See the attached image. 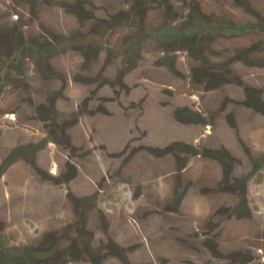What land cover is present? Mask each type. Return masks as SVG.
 Listing matches in <instances>:
<instances>
[{"label": "rangeland", "instance_id": "rangeland-1", "mask_svg": "<svg viewBox=\"0 0 264 264\" xmlns=\"http://www.w3.org/2000/svg\"><path fill=\"white\" fill-rule=\"evenodd\" d=\"M96 1L103 4V0ZM198 1L202 5V19L188 24L189 28L186 31L193 38L191 34L203 27L202 32L205 33L199 34L202 36L206 34L205 39H207L204 44L208 42L207 30L212 24H224L225 21L244 23L248 20L256 23L257 18L247 13L248 11L238 0ZM249 1L253 7L252 11L264 15V0ZM24 4L25 7L28 5L31 8L30 10L24 7V10L33 13V26L30 31L38 37L53 39V33L48 30L47 22L60 21V18L54 14L47 20L39 18L34 9L32 12L30 0L25 1ZM173 4L177 12L181 11L182 15H186L190 10L186 8L190 7L192 2L181 0L174 1ZM152 5L157 7L156 3ZM158 13L153 11L150 14L151 18L154 19L153 16ZM63 20L66 21V18ZM192 31L194 32L191 33ZM212 33L208 36L216 34L215 37L218 38L208 42V47L211 49L206 53L214 62L223 65L228 58L235 57L239 61L233 60L232 67L239 77L247 82L264 84V68L245 62V59L253 61L258 57L264 58L263 52L250 51L244 58L240 50L257 42L259 39L257 36L236 35L224 38L218 31ZM123 45L119 47L122 48ZM178 45L184 46L183 41L179 40ZM14 46L12 47L14 50L8 49L5 52L8 56L5 57L4 67L8 70V74L6 73V79L2 83L3 88L0 90L3 92L0 106L19 107L22 109L20 110L22 114L18 116L21 128L26 130L38 128L40 124L32 120L27 110L32 106L29 104V99L45 100L43 97L46 95L44 94L46 88L43 87L40 67L37 65L39 61H34L33 51L25 50L27 47ZM146 46L148 47V44ZM65 47L67 48L66 45L60 46L52 53V58L49 59L52 66L58 71L65 70L69 75L68 78L77 70L82 71L84 75L88 74L89 71H83L82 68L81 51L77 49L64 51ZM17 48L20 52L19 61L14 62L9 56ZM129 50V55L133 56L138 48L132 46ZM48 55L43 57V64L48 62ZM167 55L178 56V62H173L172 57L165 58V62L160 64L167 69L142 67L136 72L127 74L129 90L124 88L114 90L115 82L104 81L113 73L111 69L103 78L100 75V81L73 83V87L67 91L68 106L85 100L89 101L90 109L99 108L101 112L105 108H110L115 115H110L97 125L101 129L98 137L101 142H82L80 133L83 132L86 136L89 130L79 131L81 127L72 128L69 132L73 145L67 147V151L57 152L58 168L68 172L69 158L80 166L82 175L78 178L79 185L82 178L84 187L90 179L102 182L100 210L92 209L90 228L94 229L95 234L102 240L119 239L120 244H124L128 252L125 257L126 262L112 254L108 256L110 258L105 264H264V160L262 161L264 118L258 120L242 106L226 101L225 97L242 98L243 92L238 87L223 85L212 95H208L207 90L204 93L203 85L199 84L197 86L199 91L186 89L187 86L181 80L184 72L190 70L191 62L184 52L180 55L166 53L159 56ZM147 56L149 60L157 58L149 54ZM104 58L101 57L98 66H93L97 69L100 67V73L103 71L101 65ZM42 68L46 73L44 67ZM95 73L96 71L93 75ZM21 74L25 77H20ZM143 75H148V78ZM171 88H174L173 92ZM81 90L83 98L81 96L77 98ZM190 98L197 100V107L202 109L204 119L209 124L207 132L201 130L205 135L201 134V131H192V126L184 127L187 130L182 129L183 127L177 125L173 118L175 106L190 107ZM57 104L60 107L66 106L63 100L58 101ZM94 117L89 112L85 119L92 123L90 118ZM113 123L116 124L115 127ZM105 127L109 129H104ZM222 129L223 150L225 149L223 169L218 161L197 156L199 153L207 152L202 149L215 147V142L218 143L215 137L217 134L220 135ZM178 134L186 136L181 139L183 142L197 144L196 154L180 152L176 154L159 150L175 142L179 138ZM117 135H120L119 139H116ZM202 135L205 137L202 138ZM26 136L30 138L29 135L25 134ZM133 140L139 141L133 142ZM5 147L6 144L2 143L0 151ZM208 152L214 154L213 151L208 150ZM29 155L31 154H27ZM188 158L187 163L189 161L191 163L184 164L183 161ZM25 171L33 173L31 168ZM222 173L223 180L227 179L231 183H227L228 186H238L239 192L224 185L223 190L221 189ZM244 178L247 181L244 183L243 194L242 182L239 180H245ZM4 187L7 188L5 191L9 193L7 197L10 199L6 201L0 199L2 204L0 217L4 213L7 215V210L11 211L7 216V222L10 224L0 225V257L9 261L14 246L28 238L45 235L47 230L50 231L51 227L42 226L38 217L35 218V214L38 213L42 219H45L51 216L52 212L50 208L45 209L41 207L43 205H37V199L44 195V189L34 188V185H31L28 193H22L21 188H12L6 181L2 188ZM21 194H25L26 199L19 198ZM242 196L245 199L240 200ZM242 203H247L246 207H238ZM175 204L180 205L179 212L167 210L169 207L174 208ZM69 210L68 212L71 213ZM30 211L38 212L31 214ZM25 213L29 215L21 217ZM104 220H108L107 224L111 223L112 229L107 230L108 225L106 226ZM105 230L107 235H104ZM144 239H146V248L142 246L144 243H139V240Z\"/></svg>", "mask_w": 264, "mask_h": 264}, {"label": "flooded vegetation", "instance_id": "flooded-vegetation-1", "mask_svg": "<svg viewBox=\"0 0 264 264\" xmlns=\"http://www.w3.org/2000/svg\"><path fill=\"white\" fill-rule=\"evenodd\" d=\"M25 1L29 0H0V90L3 88L2 83L6 79V73L8 74V70H5L4 67L5 57L8 56L5 55V52L8 49L14 50L12 48L15 47L14 45H22L27 47L25 50L33 51L32 58L34 61H39L37 65L40 67L39 72L42 76L43 87L46 88L44 92L46 95L43 97L45 99L43 101L29 99V104L32 106L27 110L28 115L33 121L36 120L40 124L38 128L34 129L26 124L24 125L30 129L21 128L18 116L22 114V112L20 113L22 109L0 106V145L6 144L4 150L0 151V199H10L7 197L9 193L5 191L7 188H2L4 181L7 184L9 182L12 188H21L22 193H28L31 185H34V188L44 189V195L39 196L37 205H43L41 207H45V209L50 208L52 214L42 219L37 213L35 218L38 217L42 226L46 225L51 228L50 231H46L45 235L28 238L21 244L14 246L11 260L5 261L1 256L0 264H105L110 258L108 256L112 254V256H118L126 262L127 248L124 244H120L119 239L102 240L95 234V230L90 228L92 209L100 210L99 197L102 182L97 179H95L96 181L90 179L84 187L82 178L81 185H79L78 178L81 177L82 173L78 165L68 158V172H65L58 168L59 156L57 155V152L67 151V147L73 145L69 131L74 127L77 129L81 127L79 131L89 130L86 136L83 132L80 133L82 142H101V139L98 138L101 129L97 125L115 113L110 108H105L101 112L99 108L90 109L88 107L89 101L85 100L76 105L68 106V89L73 87V83L85 84V82L100 81V67L97 69L93 66L99 65L101 57H105L101 65L103 73H107L109 69L113 72L104 81L115 82L114 90L121 88L129 90L127 88L129 84L127 74L136 72L142 67L167 69L160 63L165 62V58L170 57H172L173 62H178V56L159 55L166 53L180 55L184 52L192 66L188 72H184L181 82L187 86L186 89L192 88L197 91L200 90L197 86L203 85L202 88L205 90L203 92L206 93L207 90L208 95H212L223 87V79L210 71L214 67L223 65L214 62L206 53L207 50L211 49L208 47V42H212L213 38L214 40L218 38L215 37L216 34L210 37L208 35L213 34V31L222 33L221 36L224 38L236 35H255L259 38L258 41L242 47L243 49H240L241 56L245 58L250 51L256 50H260L264 54V15L252 11L253 7L249 0H238L243 4V8L248 11L247 13H251L257 18L256 23L248 20L244 23L225 21L224 24H212L207 30L209 31L207 34L208 42L204 44L207 39H205L206 34L203 36L199 34L205 33L202 32L203 27L200 29L201 31L191 32H194L191 34L193 38L186 31L189 28L187 27L188 24L196 23L202 19V5L198 0H191L192 4L186 8L187 10L190 9L186 15H182L181 11L177 12L171 3L181 0H103V4H99L96 0H42V2L30 0L32 12L35 10L34 12L39 18L47 20L54 15L60 18V21L47 22L48 30L53 33V39H48L42 36L38 37L30 31L33 26V13L24 10L25 8L31 10L28 5L25 7ZM184 1L188 2V0ZM152 3H156L157 7L155 8ZM35 7L37 8L35 9ZM153 11L161 14L158 13V15L153 16V19L150 15ZM65 18L66 21L63 20ZM4 19L6 20L4 21ZM42 33L46 34L45 32ZM179 40L183 41L184 46L178 45ZM121 44H124L122 48L119 47ZM63 45L67 46L64 51L72 49L81 51L84 61H82L83 71H89L92 73L91 75L89 73L84 75L82 71L77 70L68 78L69 75L65 70L58 71L52 66L49 62L52 53L56 51V48ZM132 46L138 48L133 56L129 55V49ZM146 48H148L147 51ZM19 53L17 48L9 57H12V61L18 62ZM148 54L157 58L149 60ZM45 55H48V62L43 64L42 60ZM245 61L253 66L259 64L264 68V58L258 57L253 61L245 59ZM95 71L96 73L93 75ZM20 77L24 78L25 76L21 74ZM143 77L148 78V75H143ZM162 81L164 82V80ZM165 82L170 81L165 80ZM171 89L173 92L174 88ZM2 95L3 92L0 91V105ZM80 96L83 98L82 90L76 97ZM60 100L65 101L66 106H58L57 102ZM189 103L191 106H188L184 113L189 117V126H192V131L205 130L207 132L206 129L209 124L204 119L202 109L197 107V100L190 98ZM87 112L95 116L90 118L92 123L85 119V116L88 115ZM104 129L109 128L105 127ZM202 131L201 134H204ZM25 134L29 135L30 138L25 137ZM204 135L202 138L205 137ZM92 136L94 137L92 138ZM119 138L120 135H117L116 139ZM134 141L138 142L139 140ZM194 148L193 153L196 154V143H194ZM202 150L206 151L207 149ZM207 152L199 153L197 156L218 161L223 169L224 155L221 154L217 157ZM27 154L34 155L27 156ZM188 160L189 158L185 159L183 163L190 164V161L187 163ZM263 160L264 158H262ZM70 165L75 170H72ZM28 168L33 169L32 174L31 171L30 173L25 171ZM244 179L239 180L242 182L243 194L245 192L244 183L247 181L246 178ZM227 183L231 184L227 179L226 181L223 180L222 173L221 189L223 190L224 185L226 188H235V191H238V186L231 185L229 187ZM26 197L25 194L19 195L21 199H26ZM239 199L242 200L245 197L242 196ZM246 205L247 203H242L238 207H246ZM179 207L180 205L175 204L174 208L169 207L167 210L179 212ZM68 209L71 210L72 214L68 212ZM7 211V215L4 213L0 217L1 226L10 224L7 222V216L11 210ZM36 212L38 211H30L31 214ZM28 215L25 213L21 217ZM103 222L106 226L108 225L107 230L112 229L111 223H106L108 220ZM104 233L107 235L106 230ZM139 241V243H144L142 246L146 248V239ZM105 249L109 255L106 257L99 256L100 253H104Z\"/></svg>", "mask_w": 264, "mask_h": 264}, {"label": "water", "instance_id": "water-1", "mask_svg": "<svg viewBox=\"0 0 264 264\" xmlns=\"http://www.w3.org/2000/svg\"><path fill=\"white\" fill-rule=\"evenodd\" d=\"M171 3H172V6H173L174 5L173 2H171ZM233 60L239 61L235 57L234 58L230 57L225 62H223V66L214 67V68L211 69L212 71H210V72L212 74H214V75H216V76H218V77L223 79L224 87L225 86H231V87L233 86L234 88L238 87V88H240L242 90V92H243L242 98L225 97L226 101H230V102H233V103H235V104H237L239 106H242L243 108H245V109H247L249 111V114L251 116H253L252 114H254L257 117L258 120L260 118H264V114L263 113L259 112L256 109V107H254L253 105H250V104H255L253 102H256V101H253L252 99H250L251 97L250 98L248 97L249 92L251 94H254L255 91H253V90H257L260 93L256 92L257 94L254 95V96L258 97L261 101H264V84H260V83L257 84V83L247 82L243 78L239 77L238 74L235 73V69L232 67ZM255 66L261 67L259 64H256ZM100 75L103 78L105 73H103V71H102L100 73ZM251 89H253V90H251ZM131 94H129V97L131 96ZM248 98L250 99L249 103H248V101H249ZM131 99L134 102V99L133 98H131ZM134 104H136V103H134ZM178 106H180V107H178ZM178 106L177 105L175 106V111H174V117L173 118H175L177 125H180L181 127H183L182 129L187 130V128H184V127H188L189 126V117H188V115H186L184 113V110L187 107L185 105L184 106L183 105H178ZM176 107H177V109H176ZM255 116H253V117L255 118ZM112 125H113V127L116 126V124H114V123ZM163 126L166 127V125H163ZM169 128L171 129V126ZM170 129H168V130H170ZM219 133H220V135H218V134H217V136L215 135L216 136L215 138L218 140L219 144L217 142H215L216 143L214 145L215 147L211 148V149L207 148V150L213 151V152H215V151H224L225 150V149L223 150V129ZM178 135H179L178 136L179 138L176 139L175 142H173L171 145L166 146L164 148H161L159 150L167 152V153L175 152L176 154L177 153L179 154V152H180V153H186V154H188V153L193 154V151L195 150L193 142H183V140H181V139L185 138L186 136L184 137L181 134H178ZM220 138H221V140H220ZM189 143H191L192 145L189 144ZM149 146H151V145H149ZM152 150L153 149H151V151ZM78 167L80 168L79 165H78ZM3 201H6V200H3Z\"/></svg>", "mask_w": 264, "mask_h": 264}, {"label": "trees", "instance_id": "trees-1", "mask_svg": "<svg viewBox=\"0 0 264 264\" xmlns=\"http://www.w3.org/2000/svg\"><path fill=\"white\" fill-rule=\"evenodd\" d=\"M251 90H253V89H251ZM253 91H255L254 94H251V93L249 92L248 97H249V98L251 97L250 99H252L253 101H256V102H253V103H255V104H250V105H253L254 107H256V109H257L259 112H261V113L264 114V101H261L258 97L254 96V95H256L257 93H260V92H258L257 90H253ZM256 92H257V93H256ZM249 98H248V99H249ZM250 99H249L248 103L250 102ZM223 152L225 153V151H215L213 155H215V156L218 157V156H220L221 154H223ZM207 153H210V152H207ZM70 166H71V165H70ZM71 168H72V170H75L73 166H71ZM102 255L106 257L107 255H109V253H108V251L105 249L104 253H100L99 256H102Z\"/></svg>", "mask_w": 264, "mask_h": 264}]
</instances>
